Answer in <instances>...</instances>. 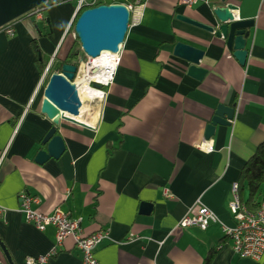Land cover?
<instances>
[{"label":"crops","instance_id":"1","mask_svg":"<svg viewBox=\"0 0 264 264\" xmlns=\"http://www.w3.org/2000/svg\"><path fill=\"white\" fill-rule=\"evenodd\" d=\"M69 8L45 7L43 20L23 16L13 36L0 29V240L10 257L0 244V264H27L53 250L46 264H82L73 238L58 244L55 227L40 231L27 221L23 192L40 197L34 208L42 213L59 208L81 219L86 235L107 232L96 248L101 264H155L146 12L129 27L105 97L78 118L86 125L62 120L64 154L36 162L54 125L41 112L45 87L33 41L49 62L65 59L76 6Z\"/></svg>","mask_w":264,"mask_h":264},{"label":"water","instance_id":"2","mask_svg":"<svg viewBox=\"0 0 264 264\" xmlns=\"http://www.w3.org/2000/svg\"><path fill=\"white\" fill-rule=\"evenodd\" d=\"M47 1L0 0V29L26 16L46 4ZM77 14L75 13L74 19ZM129 22L130 12L125 5H99L85 9L80 13L74 27L75 37L78 39L82 51L88 57L97 58L104 51L118 53L129 30ZM80 73L81 70L76 64H64L62 73H53L44 89L41 112L52 121L54 126L42 140V144L47 149L38 153L36 162L39 164H43L51 158L59 159L64 154L65 142L57 134V126L62 120L86 125L78 121L86 108V103L74 82V78L78 77ZM151 206L149 203L143 204V212L149 211ZM1 245L4 248L3 244ZM5 252L8 256V252L6 250ZM8 259H10L9 256Z\"/></svg>","mask_w":264,"mask_h":264},{"label":"built area","instance_id":"3","mask_svg":"<svg viewBox=\"0 0 264 264\" xmlns=\"http://www.w3.org/2000/svg\"><path fill=\"white\" fill-rule=\"evenodd\" d=\"M76 2L75 13H80L85 9L94 8L99 5H112V4H123L127 7L130 12V22L131 24L139 23L144 16L145 12V0H73ZM42 9L37 8L27 15L35 16L38 19L43 20ZM12 23L5 25L3 28L9 36H13L15 33ZM111 53V52H109ZM114 55V68L112 71V76L108 81L104 82H92V86L102 92V97L98 99H103L105 97V88L109 86L112 82L114 72L120 63V52L112 53ZM89 60L95 59L88 57ZM91 62V61H90ZM89 62V63H90ZM89 65V64H88ZM87 65V66H88ZM48 72V71H47ZM46 73L41 78L44 81L46 78ZM96 84V85H95ZM88 109L86 108L83 112ZM40 203L39 196L29 195L27 193L20 194V204L19 210L24 213L27 221L32 223L40 231H44L47 227L53 226L56 229V240L58 244H62L63 241L69 237L73 238L76 248L82 254V264H101L96 257V248L101 243V241L107 237V232H95L90 235H86L81 226V219H74L69 213L62 211L57 208L52 213H42L34 208L35 205ZM2 209L0 208V217L2 216ZM53 250L51 253L38 258H27V264H46L50 258L55 256L57 253Z\"/></svg>","mask_w":264,"mask_h":264},{"label":"bare ground","instance_id":"4","mask_svg":"<svg viewBox=\"0 0 264 264\" xmlns=\"http://www.w3.org/2000/svg\"><path fill=\"white\" fill-rule=\"evenodd\" d=\"M114 68V55L104 51L99 57L92 59L80 76L78 91L82 98H101L102 92L92 86V82L108 81Z\"/></svg>","mask_w":264,"mask_h":264},{"label":"trees","instance_id":"5","mask_svg":"<svg viewBox=\"0 0 264 264\" xmlns=\"http://www.w3.org/2000/svg\"><path fill=\"white\" fill-rule=\"evenodd\" d=\"M52 5V3L48 0L46 4L42 5L40 8H45ZM81 13V12H80ZM80 13L77 14V16L74 19V22L71 25L70 31H74V27H75V23L76 20L78 19ZM33 47L37 53V57H38V67H39V71L42 74L48 63H49V59L46 58V56L44 55V53H42L38 47V44L36 41H33ZM83 53L82 49H81V45L78 41V39L75 40V42L73 43L70 52L68 54V56L65 59H59L57 58V56L55 57L54 61L52 62L50 68H49V72L48 75H46L45 78V82H44V87L47 85L50 76L53 73H62L63 71V65L67 64V63H71V64H76L79 68L81 66V54ZM77 76L74 78V82L76 80ZM44 88H42L41 90H43Z\"/></svg>","mask_w":264,"mask_h":264},{"label":"rangeland","instance_id":"6","mask_svg":"<svg viewBox=\"0 0 264 264\" xmlns=\"http://www.w3.org/2000/svg\"><path fill=\"white\" fill-rule=\"evenodd\" d=\"M50 1V0H49ZM56 2H59L57 5H55L56 4ZM52 7L53 8H58V7H60V8H63V7H67V5H69V9H71L72 7H74V6H76V2L75 1H73V0H52ZM74 22V21H73ZM72 22V23H73ZM38 25L40 26V27H42V22H38ZM72 25V24H71ZM71 28V27H70ZM65 45H68V47H72V45H73V43L75 42V40H76V37H75V32L74 31H70V29H69V31H68V34H67V36L65 37ZM47 58V57H46ZM49 59V58H48ZM91 60H89V58H88V56L83 52L82 54H81V66H80V70H81V73L78 75V77L76 78V80H75V84H77V86H78V84L80 85V76L82 75V73H83V71H85V69H86V67H87V65L89 64V62H90ZM52 62L53 61H51V62H49L48 63V65H47V67H46V69H45V71L42 73V76L44 75V73H46L47 71L49 72V68H50V66H51V64H52ZM48 72H47V74L46 75H48ZM44 82L45 81H40V85H39V87L42 89V88H44ZM46 87V86H45ZM83 99V101L87 104V105H91V108H92V106L95 104V99L96 98H93V99H91V98H82Z\"/></svg>","mask_w":264,"mask_h":264}]
</instances>
